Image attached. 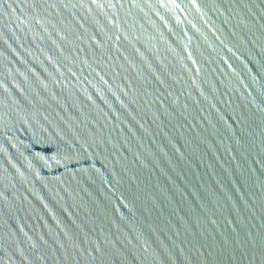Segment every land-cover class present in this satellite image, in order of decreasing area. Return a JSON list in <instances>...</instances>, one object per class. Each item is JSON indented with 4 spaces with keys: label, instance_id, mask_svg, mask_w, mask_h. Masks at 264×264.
I'll use <instances>...</instances> for the list:
<instances>
[{
    "label": "water",
    "instance_id": "water-1",
    "mask_svg": "<svg viewBox=\"0 0 264 264\" xmlns=\"http://www.w3.org/2000/svg\"><path fill=\"white\" fill-rule=\"evenodd\" d=\"M0 264H264V0H0Z\"/></svg>",
    "mask_w": 264,
    "mask_h": 264
}]
</instances>
